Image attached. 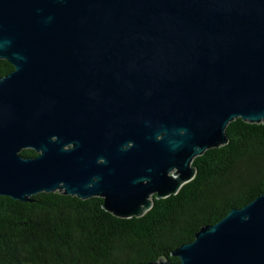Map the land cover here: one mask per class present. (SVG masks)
<instances>
[{
  "label": "water",
  "instance_id": "1",
  "mask_svg": "<svg viewBox=\"0 0 264 264\" xmlns=\"http://www.w3.org/2000/svg\"><path fill=\"white\" fill-rule=\"evenodd\" d=\"M0 60V197L23 203L139 218L230 123L264 124V0H0ZM173 256L148 264H264V195Z\"/></svg>",
  "mask_w": 264,
  "mask_h": 264
},
{
  "label": "trees",
  "instance_id": "2",
  "mask_svg": "<svg viewBox=\"0 0 264 264\" xmlns=\"http://www.w3.org/2000/svg\"><path fill=\"white\" fill-rule=\"evenodd\" d=\"M13 70L0 60V78ZM226 134L228 144L194 160L191 182L177 195L154 196L139 218L115 217L101 198L40 193L23 203L0 197V264L177 263L174 251L203 227L264 195V124L237 119ZM21 155L38 154L26 149Z\"/></svg>",
  "mask_w": 264,
  "mask_h": 264
}]
</instances>
